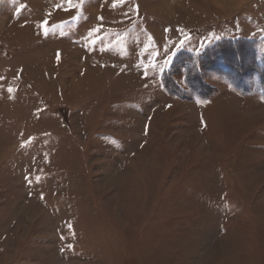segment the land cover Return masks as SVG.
I'll use <instances>...</instances> for the list:
<instances>
[{
  "label": "rangeland",
  "instance_id": "1",
  "mask_svg": "<svg viewBox=\"0 0 264 264\" xmlns=\"http://www.w3.org/2000/svg\"><path fill=\"white\" fill-rule=\"evenodd\" d=\"M255 61L264 0H0V264H264Z\"/></svg>",
  "mask_w": 264,
  "mask_h": 264
},
{
  "label": "trees",
  "instance_id": "2",
  "mask_svg": "<svg viewBox=\"0 0 264 264\" xmlns=\"http://www.w3.org/2000/svg\"><path fill=\"white\" fill-rule=\"evenodd\" d=\"M235 43V41H233ZM246 43H249V42H246ZM246 51V50H245ZM252 51H253V55L256 54V51L254 49V46L252 48ZM224 53H222V51H218V53L216 54V65H217V62L218 63H227L228 65H225L226 67H230V64L235 68V79L238 82H241V80H243V76L245 75L244 73H249L251 70H250V63L249 61H244V59H242V56H244V51L243 53L239 52V50L236 48L234 51L232 50V55H229L227 56L226 58L223 57L224 56ZM243 54V55H242ZM247 56H248V52H246ZM207 56V54H205L204 52H198L196 53L195 55L193 56H190L189 58L183 60V65L181 64H178L176 65L175 67H178V69H180V77L182 79V81L189 87V76L191 74V76H193V80L196 79L195 78V75H197L199 73V75L202 73L201 72V69H202V60ZM249 57V56H248ZM208 58L210 57H207V59H204L205 61L203 62H208ZM225 58V59H223ZM251 59V58H250ZM237 61L238 63V66L235 65V62ZM230 62V64L228 63ZM250 62H252V59L250 60ZM255 64L258 66V70L257 68H255L257 71L256 74H257V77H258V81H259V85L261 86L262 89H264V63H261L259 64L257 61H255ZM219 66V65H217ZM173 68V65L171 64L170 67L168 68V70H164L162 71L161 73V78L163 81H165L166 78L170 77L171 78V82L173 83L174 85V89H175V93H177L178 95H182L184 93V91H182V88L181 87V84L180 82H178L177 79H175V75L171 74L173 72L172 70ZM201 72V73H200ZM197 83L196 82H192V85H196ZM170 85H168V89ZM172 90V89H170ZM184 90V89H183ZM196 95H200L199 93V88L196 87Z\"/></svg>",
  "mask_w": 264,
  "mask_h": 264
},
{
  "label": "snow or ice",
  "instance_id": "3",
  "mask_svg": "<svg viewBox=\"0 0 264 264\" xmlns=\"http://www.w3.org/2000/svg\"><path fill=\"white\" fill-rule=\"evenodd\" d=\"M181 43H183V41H181ZM9 91H11V89Z\"/></svg>",
  "mask_w": 264,
  "mask_h": 264
}]
</instances>
